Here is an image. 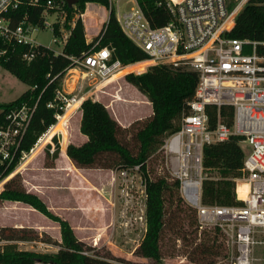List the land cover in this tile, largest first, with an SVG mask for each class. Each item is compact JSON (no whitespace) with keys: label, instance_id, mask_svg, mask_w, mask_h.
Listing matches in <instances>:
<instances>
[{"label":"trees","instance_id":"16d2710c","mask_svg":"<svg viewBox=\"0 0 264 264\" xmlns=\"http://www.w3.org/2000/svg\"><path fill=\"white\" fill-rule=\"evenodd\" d=\"M156 1L138 0L151 23L159 26L167 23L170 16ZM90 2L107 3L106 0H77L74 6L65 3L68 11L65 26L71 28L73 21L74 26L62 53L39 46L34 49V57L28 60L25 57L31 51L28 45L0 38V65L29 85L16 99L0 103V123L5 121L6 114L11 109L22 105H36L13 159L0 161V180L15 171L23 152H29L37 139L56 122V114L61 112L56 93L61 87L66 68L71 64V57L80 56L92 45V42H87L82 17H75L76 12L84 13ZM25 9L23 7L13 13L14 23L21 20ZM41 13V7L30 8L29 21L43 25ZM228 34L237 38L263 40L264 0H249L237 14ZM98 38L100 45H110L113 58L121 60L125 65L149 58L146 52L124 34L113 10L95 40ZM125 78L148 98L152 105V115L136 128L133 125L123 126L102 101L87 98L81 104L80 131L88 138L81 144L70 142L67 154L78 168L114 170L140 166L146 194V230L136 249L140 256L155 260L152 264H176L162 260L163 240L169 234L174 236L173 250L182 252L191 262L217 264L228 258L230 253L220 228H200L196 210L186 204L180 195L179 180L162 172L153 175L149 164L151 158L160 157L165 139L179 129L182 116L189 112L188 102L194 96L199 76L193 70L162 63L152 64L141 73L128 72ZM207 112L211 126L215 125L219 116L228 124L233 122V107L230 105L222 106L220 110L216 105H209ZM239 136L232 135L229 139ZM208 147L205 155L210 168L222 164L229 167L235 165V159L231 156L235 151L234 144L218 142ZM46 150L47 155L55 159L59 155L60 145L56 143L53 153H50L49 147ZM161 162H165L164 157ZM236 181L229 178L205 181L202 199L223 205L238 203ZM239 186L242 196L247 184L239 183ZM0 199L30 205L57 222L62 237L60 242L48 239L51 243H57L58 250L55 252L20 249L14 241L37 240L41 237L40 233L27 227L0 226V242L5 241L0 244V264H132L88 253L70 221L53 213L38 194L25 188L22 179L15 173L5 182Z\"/></svg>","mask_w":264,"mask_h":264},{"label":"built area","instance_id":"2783aa9c","mask_svg":"<svg viewBox=\"0 0 264 264\" xmlns=\"http://www.w3.org/2000/svg\"><path fill=\"white\" fill-rule=\"evenodd\" d=\"M106 1V4L97 2L107 11L105 20L113 10L124 34L149 58L125 65L113 58L110 45H100V38L87 41L93 42L92 46L80 56L71 57L57 90L56 100L61 112L56 114V122L37 139L30 151L41 145L40 149L49 147L53 153L54 140L59 143L60 136L67 133L71 115L81 109L82 102L98 98L103 85L125 68L147 61L145 68L164 63L193 70L199 79L194 96L188 102L189 112L182 116L179 129L167 137L161 147L166 166L172 177L179 180L180 195L185 203L196 210L200 228L217 226L224 234L230 249L227 264H264V39L228 34L237 14L249 0H157L155 3L164 7L170 16L167 23L159 26L151 23L138 0H133L134 5L129 10L125 5L124 11L121 0ZM66 2L0 0V38L28 45L31 51L25 57L30 60L34 49L43 46L36 41L34 32L46 24L51 27L54 41L64 46L74 21L72 27L67 28L65 21L51 23L45 16L55 11L66 17ZM23 7H26L23 17L14 23L13 13ZM35 7L42 8L43 25L29 21V9ZM75 15L81 17L83 13ZM62 50L54 51L62 53ZM125 72L142 71L128 69ZM209 105H216L219 110L222 106H232V124L219 116L211 126ZM35 108L36 105L13 108L0 123V161L13 159ZM51 130L52 135L45 141ZM232 135L242 136L248 146L245 172L236 181L239 202L205 204L202 200L203 148L206 144L228 140ZM26 153L23 152L21 159ZM133 170L140 174L145 193L139 165L120 169V173L127 178ZM14 172L0 180V190ZM239 183L247 184L242 196Z\"/></svg>","mask_w":264,"mask_h":264},{"label":"rangeland","instance_id":"374dc122","mask_svg":"<svg viewBox=\"0 0 264 264\" xmlns=\"http://www.w3.org/2000/svg\"><path fill=\"white\" fill-rule=\"evenodd\" d=\"M120 2L123 6L122 11L125 5L127 10L134 5L133 0ZM74 5L75 3L72 6ZM106 12L105 7L98 6L96 2L86 5V10L81 17L85 24L88 41L94 42L95 37L100 33L106 22ZM67 16L53 11L45 16V19L51 23L62 24ZM64 25H66L65 22ZM34 37L43 46L56 51L63 48L62 44L54 41L51 27L46 24L34 32ZM147 63L135 64L131 69L143 72L150 66L145 68ZM124 72L104 84L102 90L98 92V98L92 99L102 101L110 113L118 117L127 127L133 125L136 128L152 115V105L143 93L126 80L127 72ZM28 88L29 85L0 65V103L16 99ZM80 114L81 109L71 115L67 133L59 138V145L62 148L55 159L47 155L46 148L40 149V145L34 151L23 155L14 173L20 176L27 190L38 194L46 202L53 213L70 221L77 237L84 242L88 253L110 259H121L132 264H152L155 260L140 256L136 252L146 230L145 193L137 170L131 171L127 178L120 173V169L110 171L112 169L94 168L89 171L82 170V174L66 153V145L70 142L79 144L85 137L79 127ZM56 139L58 141L57 137ZM54 143L56 147L55 140ZM220 143L234 144L235 151L231 153V156L235 159V165L229 167L222 164L210 168L206 162L205 151L207 153L208 146L218 142L206 144L203 148L202 189H204L205 181L221 178L235 181L241 179L245 172L244 163L248 146L244 138L239 136ZM162 156L165 161L163 152L158 159L149 160L152 174L162 172L172 176L166 161L161 162ZM69 173L72 175L71 184ZM203 203L223 205L204 200ZM2 224L32 228L40 233L41 237L39 236L37 240L14 241L20 249L55 252L58 250L57 243H51L48 239L57 242L62 240L57 222L21 201L0 199V225ZM31 234L34 235L32 231ZM173 237L167 234L163 240V262L195 264L182 252L173 250ZM3 243L5 241L0 242V244ZM217 264H227V258Z\"/></svg>","mask_w":264,"mask_h":264},{"label":"crops","instance_id":"0c3cea01","mask_svg":"<svg viewBox=\"0 0 264 264\" xmlns=\"http://www.w3.org/2000/svg\"><path fill=\"white\" fill-rule=\"evenodd\" d=\"M90 3H93V2H90ZM90 3H88V4H90ZM88 41V40H87ZM115 118L123 125V126H126L118 117H116L115 116ZM80 121H81V114H80ZM79 127H80V123H79ZM82 133V132H81ZM85 135V134H84ZM83 135V136H84ZM87 135H85V137H83V141L81 142V143H83L84 141H86L87 140ZM81 143H79V144H81ZM76 144V143H75ZM62 148V147H61ZM61 148H60V152H61ZM66 153H67V145H66ZM68 155V154H67ZM69 157V156H68ZM70 158V157H69ZM72 161V160H71ZM72 163H73V161H72ZM74 164V163H73ZM66 165V164H65ZM74 166L77 168V170L79 171V172H81L82 174H83V172H82V170H93L94 168H78L75 164H74ZM110 171H114V170H110ZM69 175H70V184H71V181H72V175H71V173H69ZM90 181V180H89ZM70 187V186H69ZM28 191H30V190H28ZM70 191H71V189H70ZM76 200V199H75ZM23 203V202H22ZM28 205V204H27ZM85 214V213H84ZM3 225H9V224H2V225H0V226H3ZM10 226H15V225H10ZM16 227H18V226H16Z\"/></svg>","mask_w":264,"mask_h":264},{"label":"bare ground","instance_id":"6f19581e","mask_svg":"<svg viewBox=\"0 0 264 264\" xmlns=\"http://www.w3.org/2000/svg\"><path fill=\"white\" fill-rule=\"evenodd\" d=\"M147 62V61H146ZM140 63H143V62H140ZM138 64V63H137ZM132 67V66H131ZM131 67H128V68H125V69H123L122 71H120L119 73H117L115 76H114V78H116V76L117 75H119L120 73H122L123 71H126V70H128V69H131ZM113 78V79H114ZM52 133H53V131L51 130L50 132H49V134H48V136L46 137V139H45V141H48L49 140V138H50V136L52 135ZM38 148V147H37ZM36 148V149H37ZM35 150V149H34ZM33 150V151H34Z\"/></svg>","mask_w":264,"mask_h":264},{"label":"water","instance_id":"95a60500","mask_svg":"<svg viewBox=\"0 0 264 264\" xmlns=\"http://www.w3.org/2000/svg\"><path fill=\"white\" fill-rule=\"evenodd\" d=\"M69 6H72L74 3H76L77 0H66Z\"/></svg>","mask_w":264,"mask_h":264}]
</instances>
